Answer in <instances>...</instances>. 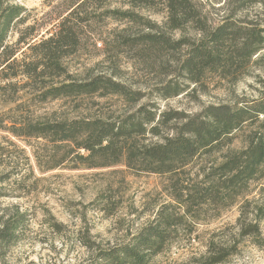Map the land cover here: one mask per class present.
Here are the masks:
<instances>
[{"label": "trees", "instance_id": "obj_1", "mask_svg": "<svg viewBox=\"0 0 264 264\" xmlns=\"http://www.w3.org/2000/svg\"><path fill=\"white\" fill-rule=\"evenodd\" d=\"M110 1L66 0L67 9L54 31L32 42L21 36L9 43L12 26L22 22L23 8L0 0L3 105L17 108L18 93L26 86L40 102L116 96L131 107L143 101V91L111 74L99 72L78 78L66 70L63 59L79 49L81 29L93 19L140 23L149 32L131 38L129 45L141 46L142 54L149 51L158 58L174 54L173 66L167 71L174 78L155 86L164 99L185 92L189 85L205 86L210 75L234 84L250 64L260 61L259 53L264 49L262 22L237 20L232 11L212 21L202 0H128L132 8L163 12L165 19L158 25L131 9L105 8ZM239 1V9L260 2ZM176 32L177 37L173 36ZM20 44L26 49L22 50ZM178 77L185 84L178 82ZM14 78L22 82H13ZM147 106L141 102L117 118L102 114L1 117L0 128L16 138L43 140L32 145L36 165L43 172L63 166L91 169L122 164L159 174L172 204L199 220L221 217L253 192V181L264 177V120L260 119L264 116V90L253 100L208 104L192 114L149 110ZM170 121L173 123L167 126ZM163 127L168 131L161 134ZM147 134L159 138L146 142ZM236 138H240L241 146L231 148ZM261 190L264 192V186ZM165 224L170 225L167 218ZM3 229L2 225L0 232ZM166 242L162 226L144 227L134 242L125 246L124 253L109 264H154V255Z\"/></svg>", "mask_w": 264, "mask_h": 264}, {"label": "rangeland", "instance_id": "obj_2", "mask_svg": "<svg viewBox=\"0 0 264 264\" xmlns=\"http://www.w3.org/2000/svg\"><path fill=\"white\" fill-rule=\"evenodd\" d=\"M2 1L23 8L22 22L12 26L9 43L21 36L31 42L46 37L68 6L66 0ZM202 2L212 21L232 11L237 20L264 23V0L247 3L243 9L237 7L239 0ZM105 8L131 9L158 25L165 19L163 12L132 8L128 0H112ZM81 32L79 49L63 59L66 70L78 78L99 72L111 74L143 91L141 102L147 103L149 110L192 114L208 104L253 100L264 90V49L259 63L250 64L236 83L210 75L205 86L189 85L185 92L164 99L155 86L174 78L167 73L174 54L158 58L149 51L142 54L141 46L129 45L131 38L149 29L126 19L105 18L91 20ZM176 79L185 84L180 77ZM12 81L22 82L21 78ZM4 83L0 78V84ZM18 95V106L12 110V105L4 106L0 98V118L99 114L117 118L141 103L128 107L116 96L40 102L30 86ZM166 128L160 133L167 132ZM158 138L147 134L144 139ZM38 142L43 140L16 138L0 128V230L4 226L0 264H100L102 259V264H109L124 253L142 228L152 226H162L167 234L165 246L153 257L154 264H264V177L252 182L253 192L245 200L221 217L205 221L175 207L165 195L163 177L156 173L122 164L91 169L63 166L43 172L32 151ZM239 146L240 138L230 145ZM166 218L170 225L165 227Z\"/></svg>", "mask_w": 264, "mask_h": 264}]
</instances>
